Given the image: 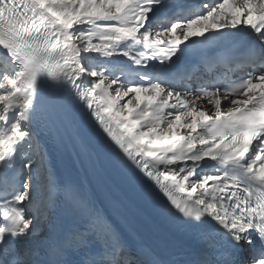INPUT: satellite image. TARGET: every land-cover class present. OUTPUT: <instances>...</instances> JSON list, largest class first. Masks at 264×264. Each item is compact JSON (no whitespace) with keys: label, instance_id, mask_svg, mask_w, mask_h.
I'll return each instance as SVG.
<instances>
[{"label":"snow or ice","instance_id":"1","mask_svg":"<svg viewBox=\"0 0 264 264\" xmlns=\"http://www.w3.org/2000/svg\"><path fill=\"white\" fill-rule=\"evenodd\" d=\"M97 147L184 259L58 174ZM0 264H264V0H0Z\"/></svg>","mask_w":264,"mask_h":264},{"label":"bare ground","instance_id":"2","mask_svg":"<svg viewBox=\"0 0 264 264\" xmlns=\"http://www.w3.org/2000/svg\"><path fill=\"white\" fill-rule=\"evenodd\" d=\"M96 160L99 161V163L102 166V168L100 170H97V168H96V163H95ZM54 163H55V161H54ZM86 164L93 166V172H94L95 175L101 174L102 170L106 171L108 173L112 172L113 173V177L120 178L122 184H128L129 183L125 176L120 175V170L113 165V163L111 162L110 157L104 151H101L95 158L92 157L91 160L88 159ZM55 167H56L57 172L59 174L60 166L59 165L57 166L56 163H55Z\"/></svg>","mask_w":264,"mask_h":264}]
</instances>
